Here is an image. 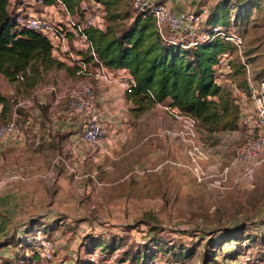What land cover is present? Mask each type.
Here are the masks:
<instances>
[{"label":"rangeland","instance_id":"1","mask_svg":"<svg viewBox=\"0 0 264 264\" xmlns=\"http://www.w3.org/2000/svg\"><path fill=\"white\" fill-rule=\"evenodd\" d=\"M257 1L258 8L252 10L245 24L236 23L235 11H228L230 21L225 33L240 37L241 45L237 51L231 43L221 40L227 45L223 53H227L230 60L227 68L214 67L215 81L220 86L228 88L229 84H234L245 92V72L238 55L253 79L264 81V0ZM19 2L9 0L8 9L14 10ZM99 5L98 10L104 14L102 30L108 27L115 34L138 15L130 0H105ZM33 10L39 15V8ZM71 72L61 69L43 73L33 89L41 95L42 89L52 88L48 95L60 97L80 81ZM92 86L98 97V86ZM24 88L0 76V95L8 104L34 100L33 93ZM122 98L125 104L114 118L124 124L125 129L115 131V138L108 135L104 126L105 137L98 146L80 151L84 155L82 161L76 157L64 158L73 167L76 179L61 166L52 168L51 181L41 184L40 215L24 213L23 216L19 212L22 206L11 205L4 210L0 203V264L17 253L28 254V248L5 246L6 242L21 239L31 243L37 233L55 242L52 260L39 259L37 264H75L76 259L114 264L122 252H133L148 240L149 248L161 252L153 264H200L201 254L210 239L217 245L216 264H264L261 252L264 162L255 169L249 188L236 182L241 167L228 174L225 191L197 184L192 173L193 161L208 173L220 171L246 140L245 130L238 125L236 132L206 134L196 127L194 138L189 143L181 142L163 135L164 131L177 129V124L163 109L146 102L136 106L128 98ZM97 109L103 114L113 112L112 115L116 111L108 102L98 103ZM28 110L24 114L27 115ZM121 113L125 115L123 122ZM69 118L75 120L76 117ZM10 120V117L0 119V124ZM18 122L16 119L19 126ZM197 153L203 157L197 159ZM213 161L217 163L211 164ZM31 221L34 223L29 225ZM238 225L246 230L242 239L251 240H242L239 245L220 243L217 237L220 230ZM87 235L102 240L112 238L119 250L108 256L98 248L91 254L85 253L87 249L81 247V242ZM183 249H192L193 254L182 260L175 259L173 255L179 256ZM234 251L237 256L232 259L229 253Z\"/></svg>","mask_w":264,"mask_h":264},{"label":"trees","instance_id":"2","mask_svg":"<svg viewBox=\"0 0 264 264\" xmlns=\"http://www.w3.org/2000/svg\"><path fill=\"white\" fill-rule=\"evenodd\" d=\"M72 9L82 1L61 0ZM103 3L105 0H95ZM217 0L209 10L205 26L229 25L228 11H235V22L245 24L252 10L258 8L257 0ZM46 5L51 1L46 0ZM9 0H0V76L8 83L20 84L31 92L43 73L60 70L65 67L51 57L49 43L39 34L21 30L14 31L15 10L8 9ZM20 4V2H19ZM88 37L92 42L97 59L104 67L112 70L122 69L133 79L135 87L128 100L133 105L143 102L151 105L158 103L174 108L181 114L194 118L197 127L206 134L234 132L239 129V110L228 88L215 84V70L218 55L227 48L221 40L201 43L189 49L176 44L163 42L157 36L153 20L147 14H138L118 34L106 27L104 30H90ZM67 69V68H65ZM241 88V87H240ZM150 93L152 100L147 96ZM12 104L0 95V119L9 116ZM31 221L28 224L32 225ZM28 231V230H26ZM242 225L220 230L217 236L220 243H242L251 238L242 239L245 233ZM5 246L16 245L28 248V254H15L5 264H37L39 257L34 244L25 240H11ZM210 244V248L208 245ZM90 248H86V246ZM150 240L133 252L124 251L114 264H153L160 251L149 248ZM81 247L91 254L99 249L105 256L119 250L116 241L102 240L100 237L87 235ZM264 247L262 242L261 248ZM217 245L210 239L201 254L200 264H216ZM176 259L189 258L192 249L180 251ZM235 259L237 252H230ZM75 264H94L89 260L76 259Z\"/></svg>","mask_w":264,"mask_h":264},{"label":"built area","instance_id":"3","mask_svg":"<svg viewBox=\"0 0 264 264\" xmlns=\"http://www.w3.org/2000/svg\"><path fill=\"white\" fill-rule=\"evenodd\" d=\"M45 1L20 0V4L15 10L13 29L16 32L33 31L46 39L51 47L52 59L71 70L73 75L80 80L58 97L57 101H63L64 108L68 113L81 118V131L78 137L81 148L94 149L105 137V129L100 111L97 109L98 97L94 95L92 84L115 87L125 96L131 95L135 84L126 71L104 67L95 55L88 32L102 30L104 14L98 10L100 8L98 2L95 0L82 1L69 9L61 0H50V5H46ZM130 4L137 14L151 16L154 30L163 42L189 49L201 43L223 40L231 43L237 51L240 49V37L225 33L227 27L205 26L208 14L205 10H201L197 14L173 12L161 0H130ZM34 8L40 9L39 15H35ZM238 56L245 72V92L234 84H229L228 89L238 107V125L245 130L246 140L235 150L228 164L217 173H208L199 168L195 161L192 162L194 163L192 173L195 182L215 191L226 190L227 176L237 167H241V171L236 182L249 188L255 169L261 162H264V157H262L264 150V81L253 79L248 66L243 64L241 55ZM229 60L228 54L221 52L217 57L215 67L227 68ZM215 84L219 85L216 81ZM45 90L53 91L52 88ZM147 96L152 100L150 93H147ZM155 106L163 109L177 124L175 131H164V136L188 143L194 138L197 127L194 118L181 114L167 105L155 103ZM21 134L22 128L17 125L14 117L10 121L0 124V144L8 138H15ZM197 156V159L203 157L200 153H197ZM52 166L53 168L63 167L76 179L73 167L67 164L62 155L55 156ZM25 181L26 178L17 168L2 170L0 167V194L8 186ZM32 243L40 260H52L55 250L53 239L37 233ZM261 252L264 254V247Z\"/></svg>","mask_w":264,"mask_h":264},{"label":"crops","instance_id":"4","mask_svg":"<svg viewBox=\"0 0 264 264\" xmlns=\"http://www.w3.org/2000/svg\"><path fill=\"white\" fill-rule=\"evenodd\" d=\"M161 1L165 2L173 12H193L196 14L200 13L201 10H205L208 13L217 2V0ZM66 70L71 71L69 69ZM71 74L73 75L72 72ZM97 86L99 90L97 104L108 102V106L116 110L113 115V112L107 113L105 111V114L102 111L100 112L103 126L106 127L108 135L116 138L115 131L125 129V125H121V122L114 118V115L117 111H121L123 107L122 96L129 98L130 95L121 94L115 87ZM45 89L41 90V95L38 91L32 89L31 93L33 94L31 95L34 96V100L28 103L18 101L13 105L8 117H14L15 120L19 119L18 124L22 128V134L15 138H8L0 144L1 169L17 168L26 178L23 183L12 184L5 188L0 194V203L3 205L4 210L9 209L11 205L22 206L23 208H20L19 212L23 216L24 213L35 216L40 215L38 213L41 205L40 200L42 199L40 188L42 183L46 184L51 181L53 158L61 153L63 158L76 157L78 161H82L84 155L80 151L87 149L81 148L78 143L81 131V118L68 113L64 108V102L57 101L59 96L53 95L51 97L48 95L50 92ZM43 94L45 96H42ZM127 102L129 103V101ZM21 109H24V111ZM27 109L29 110L26 115L24 113ZM120 115L122 117L120 121L123 122L125 115L123 113ZM69 116L76 118L75 120L70 119ZM220 157L222 158L223 156L221 155ZM262 157H264V150L262 151ZM92 159L96 160V157L93 156ZM216 163L217 161L211 162V164ZM57 167H54V169ZM18 199H20V202Z\"/></svg>","mask_w":264,"mask_h":264}]
</instances>
